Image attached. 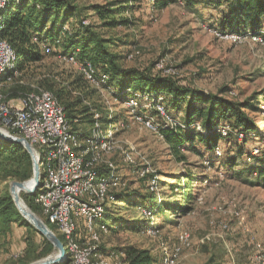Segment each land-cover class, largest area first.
<instances>
[{
  "label": "rangeland",
  "instance_id": "obj_1",
  "mask_svg": "<svg viewBox=\"0 0 264 264\" xmlns=\"http://www.w3.org/2000/svg\"><path fill=\"white\" fill-rule=\"evenodd\" d=\"M71 1L84 9L86 26L90 24L104 38L121 40L115 43L113 51L120 56L123 67L171 77L181 85L233 104L248 99L257 108L247 112L257 129L250 138L264 137L262 38L253 39L254 35L249 33L222 35L216 30L221 19L218 12L201 5H186L181 0L160 11L152 10L150 0ZM111 4L132 7L131 12L125 13L130 17L128 26L106 29L90 11L94 5ZM219 8L222 11L225 6ZM55 52L43 54L40 62L28 66L22 73H15L2 85L0 81V92L10 105H13L10 101L19 102L31 91L53 89L64 91V96L70 100L81 98L97 120L119 115L125 124L113 123L104 130L110 136L109 150L102 153L95 164L98 170L115 173L117 194L127 190L139 194L135 200L145 203L156 200L177 204L185 197L184 188L193 187L191 194L195 200L185 203L188 210H176V214L171 212L166 217L149 216L144 213L148 211L142 212L143 207H127L116 214L115 203L110 204L107 218L119 222L116 227L107 229L98 224L100 242L96 248L104 260L108 264H120L122 250L134 246L149 250L158 258L155 264H164L168 255L175 256V264H264V188L253 184L254 174L245 173L260 164L258 160L262 155L258 151L264 152V145L261 148L257 144L254 148L249 142L243 146V137L225 124L224 136L228 140L219 141L213 156L195 143L194 147L203 155L182 147L178 157L174 156L156 128L173 126L162 104L154 108L150 98H139L136 102L129 97L130 101H120L116 99L113 86L101 82L99 75L90 82L78 64L64 59L59 50ZM12 89H17L15 97ZM79 92L80 95L75 94ZM126 102L133 105L130 107ZM181 116L182 113L176 120L182 122ZM146 121L154 127H148ZM87 129L86 125L84 131ZM240 149H244L243 153ZM250 152L257 158L249 159ZM186 174L195 177L192 185L185 183ZM145 178L147 180L143 181ZM11 182L13 180L0 175V196L9 193ZM175 184L180 186L175 187ZM24 195L23 191L19 193L21 202L30 210L28 202L22 198ZM35 215L43 221L40 215ZM55 233L64 243L63 237ZM34 236L36 241L41 240L39 234ZM25 237V227L12 226L7 245L0 248V264L20 261ZM185 237L188 238L186 245L182 243ZM55 254L54 250L40 260Z\"/></svg>",
  "mask_w": 264,
  "mask_h": 264
},
{
  "label": "trees",
  "instance_id": "obj_2",
  "mask_svg": "<svg viewBox=\"0 0 264 264\" xmlns=\"http://www.w3.org/2000/svg\"><path fill=\"white\" fill-rule=\"evenodd\" d=\"M181 1L186 5H201L205 9L218 12L221 19L216 30L222 35L235 34L241 36L249 33L248 35L258 36L264 41V0ZM178 2L179 0H150V5L153 11H160ZM114 6V4L109 6L94 5L90 11L106 29L128 26L130 17L125 16V13L131 12L132 7L128 5ZM221 6H225L222 11L219 8ZM4 17L5 20L3 21ZM85 21L84 9L71 0H6L3 9L0 11L1 38L12 49L17 63L1 80L6 81L15 73H22L28 66L40 62L43 54L49 55L59 50L64 59L70 54H75V61L78 66L90 69L93 80L96 75H99L101 82L113 86L114 91H116V99L130 101L131 98L129 97H132L138 102L139 98H150L154 103V108L162 104L166 114L173 120V126H157L156 128L160 136L167 142L174 156L178 157L182 147L203 155L194 147V143L202 146L213 156L219 141L228 140L224 136L226 135V130L223 129L225 124L230 125L237 135L243 137V146L250 142L253 143L254 148L257 144L262 148L264 137H259L258 140L250 138L257 131L255 124L247 116L248 111L257 109L254 102L247 99L241 104H233L221 97L204 94L201 91L181 85L171 77H159L151 74L148 70L138 68H125L120 63V56L113 51L115 43L121 40L104 38L90 24L85 26ZM44 47L49 48L50 52H46ZM16 90H11L13 97H15L14 92ZM42 91L52 94L57 104L63 107L71 132L76 136L81 133L90 135L92 130L106 134L107 130H104L108 126H113V123L116 125L125 124L120 121L119 115L113 116L112 119H106L104 116L100 117L99 120L95 119V114L83 105L81 98L77 97L75 100H70L64 96V91L53 89L50 90L51 92ZM75 94L80 95V92ZM13 97L11 96V98ZM4 101L8 102L6 97ZM180 113H182V122L176 120ZM96 124L98 125L97 129ZM86 125L88 129L84 131ZM197 126L199 130H196ZM243 150L240 149V153H243ZM258 152L262 155L260 160L257 159L260 164L249 168L245 173L254 174L255 182L253 184L264 188V152L262 150ZM248 158L253 159L257 156H253L250 152ZM0 169V175L4 179L24 182L32 177V163L23 147L1 139ZM99 172L101 176H105L109 170L101 168ZM116 179L114 173L112 188L110 189L111 195L114 193V200L105 205V218L97 223V229L98 224L100 228L105 227L106 229L110 226L111 228L117 226L118 219L107 218L108 206L112 203H115L116 212L114 213L116 214L127 207H143L142 212L148 211L144 213L158 218L160 216L166 217L171 212L176 214V210L185 212L188 210L185 203L190 204L191 201L195 200V196L191 194L193 187L186 186L184 188L185 197L180 198L177 204L159 203L156 200L145 203L144 200H135L139 197V194L135 192L123 190V193L121 191L119 192L121 194H117ZM146 180L147 178L143 179V181ZM195 180V177L186 174L185 183L192 185ZM174 186L179 187L180 184ZM36 196L37 192L32 195L26 194L22 198L28 202L33 213L42 217L41 209L35 203ZM43 221L55 233V227L44 218ZM13 225L25 227L26 230L25 248L20 254L19 258L21 259L17 264H29L54 252L53 246L21 217L10 194L6 192L0 196V248L7 245V237L11 233ZM35 234L40 235L41 240L39 242L36 241ZM77 235L78 241L88 238L82 222L78 223ZM98 235L100 237L99 233ZM57 237L61 241L60 237ZM98 252L100 251L98 250ZM120 259V264H155L158 261V258H154L149 250L134 246L124 248ZM159 260L161 262L160 257Z\"/></svg>",
  "mask_w": 264,
  "mask_h": 264
},
{
  "label": "bare ground",
  "instance_id": "obj_3",
  "mask_svg": "<svg viewBox=\"0 0 264 264\" xmlns=\"http://www.w3.org/2000/svg\"><path fill=\"white\" fill-rule=\"evenodd\" d=\"M5 1L0 0V11L3 9ZM84 25L86 26L85 22ZM1 29L0 25V79L17 63L12 49L1 38ZM253 37V39H256L255 36ZM44 49L46 52H50L49 48L44 47ZM66 57L70 63L77 64L75 54ZM79 69L87 80L94 81L90 69L80 66ZM19 104L34 106V145H37L36 156L40 171L35 203L40 207L42 217L54 226L55 231L64 239V243H61L65 257L60 264H71L74 253L82 256L85 264H108L96 248V245L100 242L97 223L105 218V205L114 200V196L109 193L114 172L109 171L107 175L101 176L95 164L101 154L109 150L110 136H107V132H105L106 134H99L97 130H92L90 135L83 133L77 136L74 135L67 123L63 107L57 104L53 95L49 92L40 90L38 93L26 94L14 106L5 102L3 95L0 93V108L19 107ZM129 105L131 107L133 104L130 103ZM44 113H51L56 116L55 131L51 129L48 123V115H44ZM138 120L141 121V118L139 117ZM146 125L154 127L149 122ZM0 126L9 135L23 138L31 143V135H27L18 128L10 127L9 120H0ZM95 127L97 129L98 125L96 124ZM63 156H65V166L68 172L59 173V181L65 186H63V194L60 196V203H54L53 207L50 208L48 199L52 198V191L62 193V185L54 184V181L55 159H62ZM69 173L78 174V178L72 179ZM30 181L31 179L28 182ZM28 182L26 186L31 185ZM72 194L78 201H85L88 205H82L80 211L79 204H72ZM21 205L24 206V203L21 202ZM90 205L98 206L90 209ZM61 211L62 215L60 214ZM81 213H86L83 225L88 235L86 243L85 241H78L77 228L78 223L82 222L80 220ZM63 221L65 224H63ZM187 239V237L182 238L184 245L187 244ZM174 257L166 256L164 264H175Z\"/></svg>",
  "mask_w": 264,
  "mask_h": 264
},
{
  "label": "water",
  "instance_id": "obj_4",
  "mask_svg": "<svg viewBox=\"0 0 264 264\" xmlns=\"http://www.w3.org/2000/svg\"><path fill=\"white\" fill-rule=\"evenodd\" d=\"M0 139L10 144H17L22 146L26 153L29 155L32 163L31 185L26 186V183L29 180L24 182L13 181L10 184L9 194L21 217L25 219L40 235H42L53 246L54 250L56 251V254L54 256H50L46 259L36 261L33 264H60L65 257L64 248L61 241L40 218H38L33 212L27 209L25 205H21V199L19 197V193L21 191L28 195H32L36 192L37 188L39 187L40 171L37 156L33 148L25 139L9 135L6 131L1 128Z\"/></svg>",
  "mask_w": 264,
  "mask_h": 264
},
{
  "label": "built area",
  "instance_id": "obj_5",
  "mask_svg": "<svg viewBox=\"0 0 264 264\" xmlns=\"http://www.w3.org/2000/svg\"><path fill=\"white\" fill-rule=\"evenodd\" d=\"M262 40V39H260ZM263 41V40H262ZM33 105H20L19 107H8V108H0V120H9L10 127L18 128L19 130H23L27 135H31V143L30 146L33 148L35 154L37 150V145H34V138H35V130L33 127ZM44 115H48V123L52 130L55 131V115L51 113H44ZM5 131V130H4ZM56 160V168H55V181L54 184H61L59 181V173L61 172H68L67 167L65 166V156L62 159H55ZM72 179L78 178V174L76 173H69ZM62 185V193H55L52 191V198H49V207L52 208L54 203H60V196L63 194V186ZM72 204H79V209L81 211L82 205H88L85 201H78L72 194ZM98 206V205H90V209ZM72 207V206H71ZM62 215V211L60 212ZM86 213H81V221L82 225H84V217ZM63 224L64 221H63ZM183 233V232H182ZM86 243V240H83ZM71 264H85L83 263L82 256L76 255L74 253V259Z\"/></svg>",
  "mask_w": 264,
  "mask_h": 264
},
{
  "label": "crops",
  "instance_id": "obj_6",
  "mask_svg": "<svg viewBox=\"0 0 264 264\" xmlns=\"http://www.w3.org/2000/svg\"><path fill=\"white\" fill-rule=\"evenodd\" d=\"M1 79H2V78H1ZM1 79H0L1 84H3V81H2L3 79H2V80H1ZM5 82H6V81H5ZM10 102H11L13 105H17V104H18V101H17V100H15V101L12 100V101H10Z\"/></svg>",
  "mask_w": 264,
  "mask_h": 264
}]
</instances>
